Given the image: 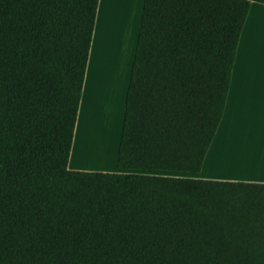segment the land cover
<instances>
[{"label": "trees", "instance_id": "trees-1", "mask_svg": "<svg viewBox=\"0 0 264 264\" xmlns=\"http://www.w3.org/2000/svg\"><path fill=\"white\" fill-rule=\"evenodd\" d=\"M98 2L0 0V264H264V183L179 175L250 2L143 0L114 173L68 169Z\"/></svg>", "mask_w": 264, "mask_h": 264}, {"label": "crops", "instance_id": "crops-1", "mask_svg": "<svg viewBox=\"0 0 264 264\" xmlns=\"http://www.w3.org/2000/svg\"><path fill=\"white\" fill-rule=\"evenodd\" d=\"M247 1L250 9L238 41L222 119L201 171L180 176L264 183V0ZM142 6L143 0L98 2L69 170L119 172L117 152ZM75 147L81 161L73 157Z\"/></svg>", "mask_w": 264, "mask_h": 264}, {"label": "bare ground", "instance_id": "bare-ground-1", "mask_svg": "<svg viewBox=\"0 0 264 264\" xmlns=\"http://www.w3.org/2000/svg\"><path fill=\"white\" fill-rule=\"evenodd\" d=\"M82 132H83V134H82ZM82 132H80V135H81V138H83V136H85V134H84V131H82ZM83 135V136H82ZM77 137H78V135H77ZM80 138V139H81ZM77 139V138H76ZM83 141V140H82ZM79 144H80V142H79ZM81 146H82V144H81ZM77 151V149H76V147H75V151H74V156L73 157H75L76 156V158L78 159V160H82V156L81 155H79V153H78V151ZM251 155V154H250ZM229 163V162H228ZM226 165H228V167L230 166V167H232V162H231V164L229 165V164H226Z\"/></svg>", "mask_w": 264, "mask_h": 264}, {"label": "rangeland", "instance_id": "rangeland-1", "mask_svg": "<svg viewBox=\"0 0 264 264\" xmlns=\"http://www.w3.org/2000/svg\"><path fill=\"white\" fill-rule=\"evenodd\" d=\"M227 141H228V138H227ZM229 144V143H228ZM208 167V166H207ZM208 169V168H207ZM162 174V173H161ZM163 174H166V175H173L172 173H163ZM182 174H185V175H187V174H189V173H182Z\"/></svg>", "mask_w": 264, "mask_h": 264}]
</instances>
